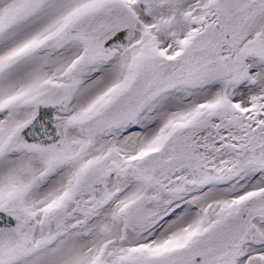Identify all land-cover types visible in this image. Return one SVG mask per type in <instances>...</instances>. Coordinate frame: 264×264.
<instances>
[{"label":"snow or ice","instance_id":"obj_1","mask_svg":"<svg viewBox=\"0 0 264 264\" xmlns=\"http://www.w3.org/2000/svg\"><path fill=\"white\" fill-rule=\"evenodd\" d=\"M0 264H264V0H0Z\"/></svg>","mask_w":264,"mask_h":264}]
</instances>
